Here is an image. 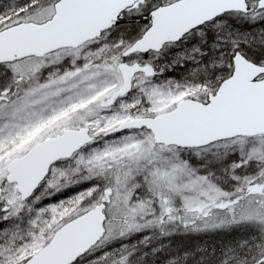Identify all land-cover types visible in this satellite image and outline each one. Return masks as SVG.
Instances as JSON below:
<instances>
[{
	"label": "snow or ice",
	"instance_id": "snow-or-ice-1",
	"mask_svg": "<svg viewBox=\"0 0 264 264\" xmlns=\"http://www.w3.org/2000/svg\"><path fill=\"white\" fill-rule=\"evenodd\" d=\"M0 264H264V0H0Z\"/></svg>",
	"mask_w": 264,
	"mask_h": 264
}]
</instances>
